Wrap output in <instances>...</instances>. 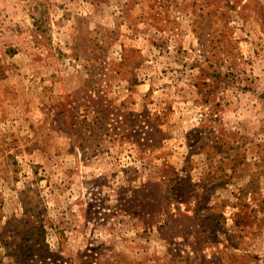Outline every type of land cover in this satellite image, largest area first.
I'll return each mask as SVG.
<instances>
[{
	"label": "rangeland",
	"instance_id": "1",
	"mask_svg": "<svg viewBox=\"0 0 264 264\" xmlns=\"http://www.w3.org/2000/svg\"><path fill=\"white\" fill-rule=\"evenodd\" d=\"M0 264H264V0H0Z\"/></svg>",
	"mask_w": 264,
	"mask_h": 264
},
{
	"label": "trees",
	"instance_id": "2",
	"mask_svg": "<svg viewBox=\"0 0 264 264\" xmlns=\"http://www.w3.org/2000/svg\"><path fill=\"white\" fill-rule=\"evenodd\" d=\"M33 238H34V239H37V235H34V234H33Z\"/></svg>",
	"mask_w": 264,
	"mask_h": 264
}]
</instances>
